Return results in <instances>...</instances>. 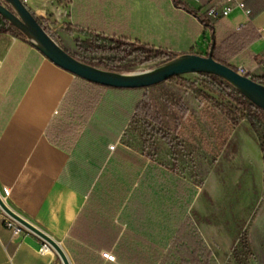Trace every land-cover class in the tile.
Returning <instances> with one entry per match:
<instances>
[{
	"label": "crops",
	"instance_id": "1",
	"mask_svg": "<svg viewBox=\"0 0 264 264\" xmlns=\"http://www.w3.org/2000/svg\"><path fill=\"white\" fill-rule=\"evenodd\" d=\"M23 1L70 52L77 51L76 40L88 39L90 32L200 55H207L213 41L226 44L234 38L242 48L228 54V62L264 75V0H248L252 15L235 7L212 27L201 19L222 0H179L186 7L173 0ZM240 27L243 33L236 39L233 34ZM76 81L77 76L27 38L0 32V196L15 214L55 240L70 264H170L166 259L175 260L168 254L172 250L175 255L170 245L176 232L168 217L165 177L185 179L157 161L153 173L164 179L152 183L151 160L145 154L150 141L141 136L140 149L126 137L134 125H127L104 149L91 141L79 146L77 141L54 142L52 135L65 119V97ZM117 146L127 152H118ZM140 159L146 163L141 165ZM185 182L188 190L197 189ZM3 214L0 207V264H64L54 247L40 253L44 239L24 224V232L14 236ZM200 233L221 264L218 252ZM106 251L115 254L116 261L106 259Z\"/></svg>",
	"mask_w": 264,
	"mask_h": 264
},
{
	"label": "trees",
	"instance_id": "2",
	"mask_svg": "<svg viewBox=\"0 0 264 264\" xmlns=\"http://www.w3.org/2000/svg\"><path fill=\"white\" fill-rule=\"evenodd\" d=\"M173 1L177 6L186 7L179 0ZM245 8L250 11V15L253 14V10L248 6V0L245 2ZM218 18L220 17L211 18L208 15L202 19L200 17L206 27H212V22ZM41 23L47 29L43 22ZM243 29V27H240L234 31L233 37L236 36V39H239V35L243 33ZM68 30L71 31L69 28ZM3 31L26 38L10 21L0 15V32ZM48 32L51 34L49 30ZM89 34L91 35V39L89 40H76L77 49L83 53L109 55L115 63L129 57H134L139 62H145L152 58L160 57H166L167 60H171L181 55L164 49H157L147 44L132 42L123 37L108 36L95 32H90ZM236 41L238 40H234V38H232V42L226 44L213 41L211 43L213 58L235 69L236 66L228 62L227 55H231L234 51L242 48ZM209 52L207 55H209ZM189 53L194 52L191 51ZM73 55L78 57L76 54ZM86 63L96 65L91 61H86ZM107 69L115 71V68L110 65L107 66ZM200 74L211 80L212 90L227 98V103H219L215 98L197 87L195 82L182 76H174L167 81L191 91L201 102L214 104L221 112L226 114L232 128L236 127L241 119H246L253 128L257 127L258 124L264 125V110L242 95L228 81L215 74ZM251 77L255 81L264 84V75H252ZM168 96L172 99L175 108L181 114L186 115L188 113L187 107L174 94L168 93ZM65 98L67 106L65 119L54 135H52L54 142L72 144L74 141H77V145L79 146L91 141L93 146H100L104 149L108 144L107 142L120 136L127 125H134L136 128H141V135L145 143L152 141L154 136H159L168 143L174 155V166L171 169L176 170L178 151L183 147L179 139L181 128L179 127V123H176L175 135L172 136V132L164 123L162 113L153 107L148 88L108 87L77 77V81L72 84ZM226 142L227 139L221 138V149L225 147ZM260 149L264 161V141L260 144ZM117 151L127 152V149L117 146ZM128 152L134 154L130 151ZM145 154L150 156L151 160L152 183H157L159 180L162 181L164 179L162 175L159 176L153 173L154 169L158 168V165H156L157 161L152 152L145 150ZM134 156L137 157L136 154ZM140 160L141 165H144L147 159ZM165 179L167 180V195L169 197L167 203L168 217L174 221L176 232V236L170 245L175 250V255H173L172 250L168 254V256H173L172 258L175 260H172V262L167 257L166 262L168 260L167 263L170 264H219L217 253L212 252L209 248L202 238L199 229L196 227L193 218L190 216L191 202L197 189L192 187L191 190L190 188L188 190L186 188L188 183L174 174H167ZM171 187L175 189V192H171L173 190ZM151 192L153 201L155 193L153 189ZM189 249H192V251H186ZM231 254L236 264H247L248 260L254 257L251 243L245 231L237 238V244ZM113 255L115 256L114 261H116V255Z\"/></svg>",
	"mask_w": 264,
	"mask_h": 264
},
{
	"label": "rangeland",
	"instance_id": "3",
	"mask_svg": "<svg viewBox=\"0 0 264 264\" xmlns=\"http://www.w3.org/2000/svg\"><path fill=\"white\" fill-rule=\"evenodd\" d=\"M44 24V23H43ZM89 40L91 35L88 34ZM70 52V51H69ZM78 59L94 62L96 67L116 72L135 74L147 72L165 63L166 57L139 62L134 57L113 62L102 54L71 52ZM189 79L219 103L228 99L213 91L211 80L200 73H186ZM151 102L164 118L166 127L175 135L176 123L181 128L179 139L183 147L178 151L176 171L185 180L197 186L198 194L190 210L200 231L218 252L221 264H236L231 252L237 238L246 232L254 257L247 264H264V161L260 144L264 141V125L253 128L246 119L232 128L226 114L214 104L201 102L191 91L170 81L148 88ZM172 93L187 107L181 114L168 96ZM141 128L129 129L133 146L142 148ZM221 138L227 139L220 148ZM156 161L174 166V155L168 143L154 136L146 145Z\"/></svg>",
	"mask_w": 264,
	"mask_h": 264
},
{
	"label": "water",
	"instance_id": "4",
	"mask_svg": "<svg viewBox=\"0 0 264 264\" xmlns=\"http://www.w3.org/2000/svg\"><path fill=\"white\" fill-rule=\"evenodd\" d=\"M0 15L10 21L52 62L84 80L116 88H149L186 73H210L228 81L242 95L264 110V84L255 81L252 77L241 75L231 66L215 60L212 56L213 48L209 55L183 53L151 71L123 74L104 70L78 59L48 32L23 0H0ZM0 207L49 242L59 253L63 263L70 264L64 249L55 240L15 214L1 196Z\"/></svg>",
	"mask_w": 264,
	"mask_h": 264
},
{
	"label": "built area",
	"instance_id": "5",
	"mask_svg": "<svg viewBox=\"0 0 264 264\" xmlns=\"http://www.w3.org/2000/svg\"><path fill=\"white\" fill-rule=\"evenodd\" d=\"M245 2L246 0H222L218 3L211 5L207 10V15L211 18L227 17L231 14L235 7L244 8L246 12L250 14V11L245 8ZM261 64L264 68V54L261 59ZM235 70L241 75H246L249 77L252 76L250 71L244 65L236 66ZM114 148L115 145H110V149ZM2 218L5 220L7 226L12 229L14 236H19L24 232L25 227L16 219L8 215L6 212H4ZM38 250L40 253H50L53 251V246L46 240H42ZM103 256L108 260H115V256L109 252H104Z\"/></svg>",
	"mask_w": 264,
	"mask_h": 264
}]
</instances>
